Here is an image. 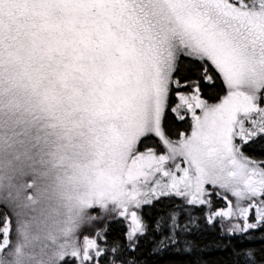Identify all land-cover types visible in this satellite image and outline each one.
Returning <instances> with one entry per match:
<instances>
[{
  "label": "snow or ice",
  "instance_id": "snow-or-ice-1",
  "mask_svg": "<svg viewBox=\"0 0 264 264\" xmlns=\"http://www.w3.org/2000/svg\"><path fill=\"white\" fill-rule=\"evenodd\" d=\"M145 242L264 264V0H0V264Z\"/></svg>",
  "mask_w": 264,
  "mask_h": 264
},
{
  "label": "trees",
  "instance_id": "trees-1",
  "mask_svg": "<svg viewBox=\"0 0 264 264\" xmlns=\"http://www.w3.org/2000/svg\"><path fill=\"white\" fill-rule=\"evenodd\" d=\"M172 119L171 113H168V118L166 119V124H168V121ZM169 131L175 135L177 131H183L185 129H188V124L183 121H175L174 123L168 124ZM155 210L151 207L144 209V217L145 219H150V217L153 215V212ZM214 239H218L215 233L209 232L204 236L205 242L212 241ZM253 243L259 245L261 241H254ZM150 245L145 242L143 246V252L144 256L142 257V264H183V262L186 260V257L179 255L175 252L171 251H164L160 252L158 254H152L150 252ZM205 258L209 261V264H213L214 261L220 259L223 255L220 251L216 250L215 248H209L205 252Z\"/></svg>",
  "mask_w": 264,
  "mask_h": 264
},
{
  "label": "flooded vegetation",
  "instance_id": "flooded-vegetation-1",
  "mask_svg": "<svg viewBox=\"0 0 264 264\" xmlns=\"http://www.w3.org/2000/svg\"><path fill=\"white\" fill-rule=\"evenodd\" d=\"M178 122H179V121H178ZM188 130L190 131V128H188ZM248 151H249L250 154H252V153H251V150H248ZM150 207H151V206H150Z\"/></svg>",
  "mask_w": 264,
  "mask_h": 264
},
{
  "label": "rangeland",
  "instance_id": "rangeland-1",
  "mask_svg": "<svg viewBox=\"0 0 264 264\" xmlns=\"http://www.w3.org/2000/svg\"><path fill=\"white\" fill-rule=\"evenodd\" d=\"M149 207H150V206H145V209H146V208H149Z\"/></svg>",
  "mask_w": 264,
  "mask_h": 264
}]
</instances>
